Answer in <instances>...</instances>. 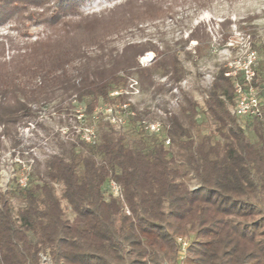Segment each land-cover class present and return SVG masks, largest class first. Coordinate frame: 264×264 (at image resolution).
Returning <instances> with one entry per match:
<instances>
[{
    "label": "trees",
    "instance_id": "trees-1",
    "mask_svg": "<svg viewBox=\"0 0 264 264\" xmlns=\"http://www.w3.org/2000/svg\"><path fill=\"white\" fill-rule=\"evenodd\" d=\"M83 1L0 0V22L17 14L22 27L37 17L48 29L36 39L19 29L16 36H0V149L52 103L60 108L86 100L80 120L90 116L100 124L88 126L95 142L77 134L62 152L38 161L36 174L33 167L18 171L7 190L0 189V264H42L41 253L54 264H264V65L257 66L261 119L232 114L233 79L224 69L215 74L205 109L218 138H195L200 106L187 93L164 135L149 133L130 103L134 115L117 129L96 109L128 103L130 74L156 94L180 83L186 70L174 51L163 54L146 43L121 51L108 45L134 19L164 9L133 13L127 1L84 14ZM151 50L157 60L142 67L137 59ZM158 73L167 81L157 82ZM130 130L138 138L131 141ZM112 180L123 198L111 193ZM14 197L22 202L16 209ZM178 237L189 242L183 258Z\"/></svg>",
    "mask_w": 264,
    "mask_h": 264
},
{
    "label": "rangeland",
    "instance_id": "rangeland-1",
    "mask_svg": "<svg viewBox=\"0 0 264 264\" xmlns=\"http://www.w3.org/2000/svg\"><path fill=\"white\" fill-rule=\"evenodd\" d=\"M127 1V10L129 8L133 13L149 7L165 11L154 13L143 21L134 19L128 28L110 36L108 45L121 51L128 44L146 43L163 54L174 51L186 70L180 83H169L166 90L156 94L144 91L137 74H130L127 102L134 105L144 119L160 120L168 126L169 117L179 113L183 95L187 93L200 106L198 126L193 130L195 138L200 139L206 135L218 138L215 122L205 109L208 90L219 70H239L240 63L251 50L257 53V66L264 65V0H85L80 9L84 14L101 12ZM31 7L29 5L28 10ZM33 10L40 11L35 8ZM16 18L17 14L0 22V36H16L19 29L25 37L36 39L48 30L37 17L26 23L25 27ZM192 32L195 37L189 39ZM156 55L153 50L147 51L137 62L142 67H148L157 60ZM155 78L159 83L167 81L159 73ZM170 87L172 89L168 90ZM86 103V100L72 101L71 105L66 103L60 108L56 107V103L46 105L39 110L34 120L18 127L14 140H5L0 149L2 191L7 190L9 180L18 171L31 170L38 161L43 162L51 154L62 152L70 138L76 139V135L88 126L99 128L100 124H95L90 116L84 121L80 120ZM111 105L117 107V104ZM233 105H229L231 112ZM116 128L121 129L123 126ZM246 131L252 140H256L250 128ZM127 133L131 141L139 136L137 131L130 130ZM170 150L173 155L176 154V147ZM33 169L36 174V169ZM56 187L61 195V185L57 184ZM12 202L15 209L22 204L15 197ZM62 205L66 217L72 219L74 214L71 207L65 200H62ZM42 264L54 263L42 259Z\"/></svg>",
    "mask_w": 264,
    "mask_h": 264
},
{
    "label": "built area",
    "instance_id": "built-area-1",
    "mask_svg": "<svg viewBox=\"0 0 264 264\" xmlns=\"http://www.w3.org/2000/svg\"><path fill=\"white\" fill-rule=\"evenodd\" d=\"M257 59L258 56L256 51L251 50L247 53L246 59L240 63L239 70L225 72L226 76L233 79L235 102L232 107V113L238 117L249 116L256 119H261L263 117V103L257 89V84L259 83V79H257ZM125 92L127 93L128 91L126 90ZM119 93V91H114L112 95H118ZM96 111L97 113H104L105 118L118 128L126 124L128 116L134 115V112L129 109V103L117 105V107L104 105L98 107ZM141 125L149 133L156 135H164L168 127L160 120L143 119L141 120ZM82 136L88 143L95 142L97 138L96 131L92 127L85 128L82 132ZM171 143V139L166 137L165 145L169 146ZM21 181L25 183L26 179L23 177ZM109 189L113 196L123 198L122 187L116 181L112 180L109 183ZM177 241L181 244L180 255L183 258L187 253L186 250L189 245L188 239L186 237H178ZM42 259L44 261L48 259L53 263L48 253H41V262Z\"/></svg>",
    "mask_w": 264,
    "mask_h": 264
}]
</instances>
